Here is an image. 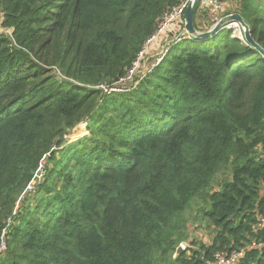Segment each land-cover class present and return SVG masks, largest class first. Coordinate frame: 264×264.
Wrapping results in <instances>:
<instances>
[{"label":"trees","instance_id":"obj_1","mask_svg":"<svg viewBox=\"0 0 264 264\" xmlns=\"http://www.w3.org/2000/svg\"><path fill=\"white\" fill-rule=\"evenodd\" d=\"M183 1L0 0V264H212L243 248L235 264H264L260 51L224 28L185 33L133 90L100 87H122ZM234 1L264 48V0ZM183 30L184 16L150 48ZM194 206L207 240L188 232Z\"/></svg>","mask_w":264,"mask_h":264},{"label":"rangeland","instance_id":"obj_2","mask_svg":"<svg viewBox=\"0 0 264 264\" xmlns=\"http://www.w3.org/2000/svg\"><path fill=\"white\" fill-rule=\"evenodd\" d=\"M236 3L237 2L234 0L224 2L223 3L224 8H223V12L221 13V16L222 17L225 16L226 13L228 14L233 13L236 10ZM205 10H207V13L205 14L204 18L205 20H208L209 26L205 27V29L203 28L204 29L203 31L209 30L211 28L212 24L214 23L213 19L216 15V14H211L212 11H210V9L206 8ZM221 16H220V19L222 18ZM184 23H185V19H184ZM163 33H161V35L157 39H159L163 35ZM185 33L186 32L183 30L182 33L180 32L171 37H166L164 39L162 38L161 42L157 44L156 48L154 49L150 48V45H149L150 43L147 44L140 58L134 63V70L131 72L128 79L125 80L126 83L125 81L123 82L122 85L126 87V89L124 90L130 91V90H133L137 85H139L141 83V80L145 79L146 75L153 69V67L161 61V58L168 51L169 45L175 42L176 40H179L181 36H183ZM88 134H89V131L87 128V122L81 123L74 129L71 135L67 136L69 139L68 142L70 143L71 141H75L76 139H80L81 137L88 136ZM42 172H44V164L40 168V171H38L40 176L43 174ZM220 177L226 178L227 176L220 175ZM195 208L196 207L194 206V208L188 210L187 215H186L187 218H189L188 232L190 236H193L197 239L201 238V239L207 240L209 236V231L204 230L205 226L201 225L200 221L195 219V215H196ZM181 245H183L184 248L190 246L187 241L181 243Z\"/></svg>","mask_w":264,"mask_h":264},{"label":"built area","instance_id":"obj_3","mask_svg":"<svg viewBox=\"0 0 264 264\" xmlns=\"http://www.w3.org/2000/svg\"><path fill=\"white\" fill-rule=\"evenodd\" d=\"M190 2H191V0H184L180 5L172 8L170 11H168L164 15V17H163V19L159 25V28L157 29L155 34L149 39L147 44H149L153 40L157 39L161 35V33H163L166 29L169 28V26L171 25L172 22L180 20L184 16L185 10H186V8ZM199 3H200L201 9L205 10L207 8V9H210V11H212V14H216L214 19H213L214 23L211 26V27H213L219 21L221 13L223 12V8H224L223 2L221 0H199ZM1 22L2 21H1V17H0V33H3V32L11 33L10 29L2 28ZM223 28L231 31L232 35L234 37L241 38L244 41V43H247L245 38H244L242 26L239 22L233 21V22L227 23V24L223 25ZM143 51H144V49L141 51L138 59L142 55ZM133 70H134V66H133V69L129 72L128 76L121 80L122 84L125 80L128 79V77L130 76V74ZM125 83H126V81H125ZM121 86L122 87H120L118 85H116L114 87H108L105 85H101L100 87H102L105 91H113V90L120 91V90H124V88L126 89L125 86H123V85H121ZM257 226L258 227L264 226V215H261V217L259 218V223ZM244 253H245L244 248L237 250V251H233L231 254H228L225 252L217 253L216 254V261L213 262L212 264H235L236 261L244 255Z\"/></svg>","mask_w":264,"mask_h":264},{"label":"water","instance_id":"obj_4","mask_svg":"<svg viewBox=\"0 0 264 264\" xmlns=\"http://www.w3.org/2000/svg\"><path fill=\"white\" fill-rule=\"evenodd\" d=\"M199 0H191L189 5L187 6L184 19H185V32L196 39H206L213 36L215 33L220 31L223 28V25L236 21L239 22L243 29V34L246 42L250 44L253 48L260 51V53L264 56V48L255 41V39L251 35V29L249 24H247L243 18V16L238 12H233L223 16L213 27L206 31H198L194 24L195 13L197 10ZM184 248L183 245H179L175 256L181 252Z\"/></svg>","mask_w":264,"mask_h":264}]
</instances>
